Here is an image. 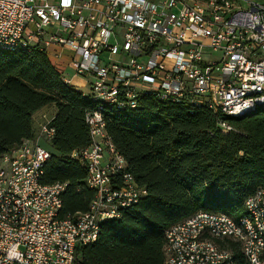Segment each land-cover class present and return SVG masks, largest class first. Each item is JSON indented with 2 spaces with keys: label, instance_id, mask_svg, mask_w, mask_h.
Segmentation results:
<instances>
[{
  "label": "built area",
  "instance_id": "built-area-1",
  "mask_svg": "<svg viewBox=\"0 0 264 264\" xmlns=\"http://www.w3.org/2000/svg\"><path fill=\"white\" fill-rule=\"evenodd\" d=\"M31 47L94 103L90 142L69 154L94 196L59 216L66 183L41 181L54 128L40 124L0 156V264H74L102 222L147 194L105 132V105L134 109L151 94L204 106L224 134L235 131L229 118L264 108V0H0V48ZM162 252L163 264H264V187L238 217L199 210L171 225Z\"/></svg>",
  "mask_w": 264,
  "mask_h": 264
},
{
  "label": "trees",
  "instance_id": "trees-1",
  "mask_svg": "<svg viewBox=\"0 0 264 264\" xmlns=\"http://www.w3.org/2000/svg\"><path fill=\"white\" fill-rule=\"evenodd\" d=\"M47 105L56 112L41 181L66 183L59 216H74L94 196L86 167L69 156L90 142L85 113L94 103L63 81L44 51L0 48V156L35 136L33 114ZM103 114L105 132L147 194L102 222L96 240L77 247L75 264H163L167 228L199 210L238 217L247 196L264 187V108L229 118L235 131L226 134L208 108L151 94L137 108L105 105Z\"/></svg>",
  "mask_w": 264,
  "mask_h": 264
},
{
  "label": "crops",
  "instance_id": "crops-1",
  "mask_svg": "<svg viewBox=\"0 0 264 264\" xmlns=\"http://www.w3.org/2000/svg\"><path fill=\"white\" fill-rule=\"evenodd\" d=\"M49 60H50V59H49ZM50 62H51V61H50ZM77 82H79V80H77ZM51 106H52V108L50 109V111H51L50 115H48V113L45 112V109H46L47 106H44V107L38 109V110L33 114V120H34V121H33V127H34L35 135H37V134L39 133V129H40V127H39V128L36 127V122H38V121L40 120V118H41V119L44 118V119H45L44 121L49 120V119H51V117L55 114V112H56V108H55V106H53V105H51ZM46 116H47V119L45 118ZM39 126H40V123H39Z\"/></svg>",
  "mask_w": 264,
  "mask_h": 264
},
{
  "label": "rangeland",
  "instance_id": "rangeland-1",
  "mask_svg": "<svg viewBox=\"0 0 264 264\" xmlns=\"http://www.w3.org/2000/svg\"><path fill=\"white\" fill-rule=\"evenodd\" d=\"M88 79H89L88 77H85V81L88 80ZM82 89L85 90V91H88V87H84V88H82ZM51 108H52L51 105H47V107H46V109H45V112H47L48 115H50V113H51V111H50ZM45 118L47 119V116H46ZM44 120H45L44 118H42V119L40 118V120H39L38 122H36V127L39 128V127H40V126H39V123H40V124L44 123V122H45ZM41 144L44 145L45 147H47L49 150L52 149V148H51L52 146H50V143H48V142L41 141ZM74 264H75V263H74Z\"/></svg>",
  "mask_w": 264,
  "mask_h": 264
}]
</instances>
